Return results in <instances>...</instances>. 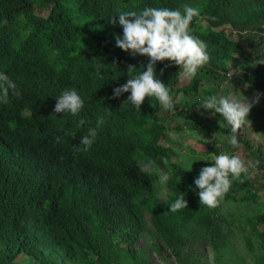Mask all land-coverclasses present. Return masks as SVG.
Masks as SVG:
<instances>
[{"label": "trees", "instance_id": "1", "mask_svg": "<svg viewBox=\"0 0 264 264\" xmlns=\"http://www.w3.org/2000/svg\"><path fill=\"white\" fill-rule=\"evenodd\" d=\"M185 5L201 13L189 31L206 43L209 60L192 79L173 62L157 61L173 109L155 97L140 110L126 102L130 92L114 97L130 78L128 66L135 77L149 62L116 46L123 37L118 14L145 7L183 13ZM261 60L264 0H0V73L19 92L10 89L0 102V264H16L23 251L37 264H208L200 247L218 256L236 231L254 264H264V142L254 149L241 126L239 145L231 146V126L202 107L226 83V96L261 93L246 120H264ZM231 65L239 75L227 71ZM65 89L84 101L75 116L54 113ZM100 118L91 148L77 151ZM178 132L192 138L183 155L171 145ZM168 134L174 138L164 145ZM239 151L258 165L241 174L243 183L232 181L217 207L201 205L194 184L200 170L221 152ZM181 195L187 208L171 212Z\"/></svg>", "mask_w": 264, "mask_h": 264}, {"label": "clouds", "instance_id": "2", "mask_svg": "<svg viewBox=\"0 0 264 264\" xmlns=\"http://www.w3.org/2000/svg\"><path fill=\"white\" fill-rule=\"evenodd\" d=\"M200 15L199 9L188 5L183 6V13L167 7H145L139 12H120L118 18L119 25L123 29V37H116V46L125 52L130 51L133 56H147L149 62L146 69L135 77H132V73L136 67L129 65L130 78L124 85L113 89L114 97L130 92L126 102H131L137 110H140L146 97H155L163 109L172 110L173 100L170 89L156 77V63L169 60L182 69L181 75L185 79L195 77L198 69L209 60L206 43L191 35L189 31L193 18L200 17ZM109 22L115 24V16ZM4 23L6 24L7 21L5 20ZM259 64H264V60L259 61ZM10 89L13 90L14 95H19L15 83L6 74L0 73V102L7 103ZM260 96L261 93H256L252 100L248 98L240 100L231 95L219 97L210 95L205 98L202 107L222 115L231 126L232 135L228 143L233 147H238L239 140L236 133L248 119L251 108L259 102ZM83 106L84 101L75 89H65L57 97L54 113L69 112L75 116L80 113ZM103 123L104 120L100 118L96 127L88 129L87 134L83 135L80 140L82 149L74 146L77 151H87L91 148L97 136V129ZM80 124L84 125L85 121L81 119ZM54 140L56 143L61 142L60 137H55ZM258 163V161L245 162L239 155H229L225 152L215 155L214 164L203 167L198 178L194 180L195 186L199 189L200 204L209 208L217 207L225 194L229 192L232 181L237 180L243 183L241 174L247 177L249 168H255ZM169 178L167 174L159 177L161 183H166ZM183 208H187L184 195L170 204L171 212ZM21 254L23 257L19 259ZM35 258L33 254L23 251L15 256L14 262L16 264H37L38 261Z\"/></svg>", "mask_w": 264, "mask_h": 264}, {"label": "rangeland", "instance_id": "3", "mask_svg": "<svg viewBox=\"0 0 264 264\" xmlns=\"http://www.w3.org/2000/svg\"><path fill=\"white\" fill-rule=\"evenodd\" d=\"M227 71L232 73L233 77L239 75L238 69L235 67V65L229 66V69ZM241 74L242 73H240V75ZM216 94L217 97L226 96V83L217 90ZM229 95L235 97V93H232V91ZM179 102L180 98L178 97L177 103ZM183 111H185L184 108H182L178 112L182 113ZM242 128L244 129V131H246L247 135L251 139L254 149H257L259 144L264 142V120H262L260 123H257V125H253L250 123V121L246 120L245 123L242 125ZM175 134L176 139H172V137L174 138L173 134H168L169 136L165 140H162V143L164 145L170 144L172 139L174 141L171 144L173 149L177 150L180 155H183V152H187V144L192 142V138H190L189 136L186 137V133L183 132H178ZM235 155H239L245 162H250V159H248L241 151L237 152ZM172 160L180 161L177 157H172ZM142 165L148 167V163H142ZM165 192L166 189H162L163 195L165 194ZM261 199L264 200V193ZM200 254V258L202 260H207L208 264H254V257L247 251V248L244 244L243 236L239 231H236L234 233V237L229 240L228 247L220 251L218 255L220 257V263L215 259L217 253L213 252V250H210L209 248H207L206 250H202L201 246ZM22 257L23 255L21 254L19 256V259H21Z\"/></svg>", "mask_w": 264, "mask_h": 264}]
</instances>
